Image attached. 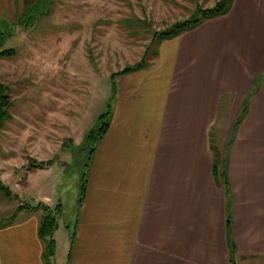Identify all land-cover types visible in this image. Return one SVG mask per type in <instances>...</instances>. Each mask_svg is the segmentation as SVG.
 <instances>
[{
  "label": "crops",
  "instance_id": "crops-1",
  "mask_svg": "<svg viewBox=\"0 0 264 264\" xmlns=\"http://www.w3.org/2000/svg\"><path fill=\"white\" fill-rule=\"evenodd\" d=\"M133 74L118 84L73 233L57 222L53 264H264V0H233ZM229 142L224 188L213 149L224 156ZM11 194L0 264H45L43 214Z\"/></svg>",
  "mask_w": 264,
  "mask_h": 264
},
{
  "label": "rangeland",
  "instance_id": "rangeland-1",
  "mask_svg": "<svg viewBox=\"0 0 264 264\" xmlns=\"http://www.w3.org/2000/svg\"><path fill=\"white\" fill-rule=\"evenodd\" d=\"M219 1L54 0L31 28L18 25L24 0H0L1 51L10 52L0 58V84L10 102L0 129V178L5 184L16 178L18 188H6L17 194L19 209L58 207L57 222L73 233L89 152L112 124L118 84L124 88L137 70L111 76L143 59L149 65L163 42L150 45L155 33ZM47 162L43 171L28 169ZM9 198L0 190L1 206L16 203ZM5 212L2 223L18 216Z\"/></svg>",
  "mask_w": 264,
  "mask_h": 264
},
{
  "label": "trees",
  "instance_id": "trees-1",
  "mask_svg": "<svg viewBox=\"0 0 264 264\" xmlns=\"http://www.w3.org/2000/svg\"><path fill=\"white\" fill-rule=\"evenodd\" d=\"M233 0H220L213 8L210 9H203L200 7H196L194 12L190 15V17L183 21H176L171 26L166 27L164 30L159 31L154 34L153 40L150 43V45L154 44L157 40H166L171 39L174 37H177L185 32H188L199 25L203 24L204 22L219 17L221 15L226 14L232 4ZM54 4V0H24V8H23V14L21 15L22 18L19 20V26L24 27H33L35 25V22L40 17H44L46 12H49V9L51 10L52 5ZM1 45H0V58L4 57L5 55H9V51H1ZM148 64H146V59H143L141 64L135 65L134 67H126L121 72L112 75V78H117L122 75H126L128 73H131L136 70H140L142 68H145ZM8 88L0 84V129L4 126V124L9 120V116L7 114V111L10 108V102L8 97ZM102 118V117H101ZM238 125V122H237ZM107 125H104V128L101 129L98 140H100L103 135L106 133ZM93 137V133L90 132L87 134L85 140L86 142L91 144V139ZM231 142L227 143L226 145V151L224 156H221L218 153L217 149H213L214 153V165H213V171L215 173V176H217V179L220 177L221 184L224 188L227 186V179H226V166H227V155L229 152V147ZM94 150L91 149L89 152L90 158L93 154ZM89 158V160H90ZM52 162L47 163H36V164H30L28 169H42L44 170L46 167H50ZM89 163L85 166V169H88ZM85 176L82 178V184H81V200L83 196V192L85 189ZM0 190L3 191L7 197H12L11 192L9 189H7L1 182H0ZM81 200L79 202H81ZM26 208V207H25ZM22 208L21 210H27V208ZM38 208H42L43 210V216L40 220L39 229H38V237L43 242L44 245V252H43V261L45 264H52V259L55 255V244L52 239V235L56 229L57 220L55 218V215L58 214V207L51 211L48 208L45 207H35V211L38 210ZM30 210V209H29Z\"/></svg>",
  "mask_w": 264,
  "mask_h": 264
}]
</instances>
